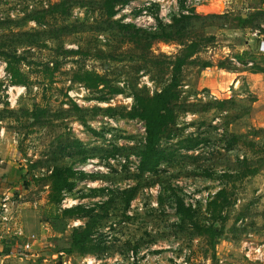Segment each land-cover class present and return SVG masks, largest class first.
<instances>
[{
	"label": "rangeland",
	"instance_id": "obj_1",
	"mask_svg": "<svg viewBox=\"0 0 264 264\" xmlns=\"http://www.w3.org/2000/svg\"><path fill=\"white\" fill-rule=\"evenodd\" d=\"M237 1L205 0L196 10L184 0H120L107 17L103 0H0V202L7 195L15 226L34 235L30 251L18 240L17 264H236V254H256L250 247L264 243V176L243 173L264 169V131L249 128L256 97L245 83L219 81L238 65L235 45L249 34L239 16L261 6ZM61 3L65 12L60 5L49 12ZM191 40L199 49L183 66L174 120L159 142L172 155L140 173L144 123L127 112L136 94L167 84L170 61ZM4 52L24 58L23 84L11 82ZM84 70L106 83L74 81ZM222 99L232 101L221 109ZM190 137L201 140L197 147H179ZM53 166L74 171L73 188L54 205L46 179ZM221 188L232 201L223 222L206 210ZM177 199L194 209V223L220 231L214 246L180 220ZM74 206L90 212L61 214ZM85 224L91 252H66L73 228Z\"/></svg>",
	"mask_w": 264,
	"mask_h": 264
},
{
	"label": "trees",
	"instance_id": "obj_2",
	"mask_svg": "<svg viewBox=\"0 0 264 264\" xmlns=\"http://www.w3.org/2000/svg\"><path fill=\"white\" fill-rule=\"evenodd\" d=\"M120 0H103L102 8L105 11L107 17H112L115 15V7ZM60 5L61 11L65 12V8L61 4H53L50 7L49 12L59 11L56 6ZM198 15V14H196ZM188 15H183L181 18H189ZM240 21L243 23L247 19L239 16ZM181 21V20H176ZM166 35V34H165ZM158 37V36H155ZM199 49V42L197 40H191L187 44L183 45L181 53L175 56L173 60L170 61V78L166 85H164L160 90L153 92L152 94H136L134 96V103L130 111L127 112V116L130 118H137L144 123L145 128V139L144 145L139 153V164L138 170L140 173L144 172H155L158 166L165 161H168L172 155L171 152H166L165 149L159 147V142L166 130V127L173 122L174 112L172 109V104L177 102L180 97V86H181V75L183 66L186 65L190 58L197 53ZM5 63L6 71L9 73L11 82L13 84H23L22 73L18 67V63L24 58L17 56L16 54L5 53ZM210 62H203L201 67L210 66ZM74 81L82 83L89 88H96L99 85L105 84L106 80L100 74L84 70L82 72L75 73L73 75ZM112 93H119L118 88L111 89ZM230 99H222L216 102L219 108L223 109L225 104ZM42 111L38 112L37 108L31 110L30 114L33 118L37 119ZM201 140L197 138H186L182 140L179 147L186 148L187 150L193 149L198 146ZM255 146L254 143H251ZM117 151V148L114 149ZM261 166L264 164V157L260 160ZM246 164V161H245ZM259 171L256 168L251 170H246L243 176L249 174H255ZM74 171L70 167H59L53 166L50 172L46 175L47 184L49 186L48 191V201L51 204H59L62 200L63 194L73 188L74 182L72 177ZM230 196L226 194L224 188L218 190L213 197H211L207 204L206 210L210 214L213 221H225L227 219L224 213L225 209L232 204ZM87 210L81 206H74L63 208L61 214L65 217H73L85 213H89ZM176 212L181 221L186 220L191 222L193 227L198 230L199 234H205L210 241L211 246H214L216 238H218L220 231L215 225L209 224L204 226H199L194 223V209L190 206H186L181 199L176 200ZM91 231L92 228L89 224L84 226H78L73 228L70 235L69 246L65 249L66 252H78V253H88L91 252Z\"/></svg>",
	"mask_w": 264,
	"mask_h": 264
},
{
	"label": "crops",
	"instance_id": "obj_3",
	"mask_svg": "<svg viewBox=\"0 0 264 264\" xmlns=\"http://www.w3.org/2000/svg\"><path fill=\"white\" fill-rule=\"evenodd\" d=\"M237 2L238 4L244 3L243 0H238ZM260 2V7L246 9L248 14L242 16V18L247 19L243 22L244 25L242 29H244L246 33L249 30V34L247 38L235 45L236 50L233 57L238 60V65L234 64V71H229V73H226L224 76L221 75L222 78L219 80L223 82L224 88H227L232 81H235V89H237L240 83H245L249 91L255 95L256 100L252 104L251 111L246 115L249 120V128H253L252 131H264V0H260ZM249 10L251 11L250 13ZM252 10H254V12ZM220 66H223V64H220ZM209 68L211 67H206L207 70H209ZM220 70L223 71V68H220ZM220 84L219 82L218 87H220ZM255 134H257V132ZM258 139L259 137L256 136L257 142ZM256 141L255 145L257 143ZM258 143L262 145L263 142ZM262 166V168H264V165ZM8 168L10 169V167ZM2 170L3 169H0V173H2ZM6 170L7 169L4 168V171ZM255 175L264 176V169H259ZM262 190L263 188L260 187V189L256 191L257 196L254 204H257V198L259 197L258 193ZM20 215L25 223L27 214L22 211ZM12 234L13 230L7 233L0 224V264H17L19 260H22L21 252H19L17 248L19 244L18 240L22 242V239H18ZM260 246L264 247V243L260 244ZM251 250L252 248L250 252ZM247 253L244 254L245 257L242 253L236 254V264H264V258L261 257V259H259L257 253H248L249 255ZM247 257H250V259Z\"/></svg>",
	"mask_w": 264,
	"mask_h": 264
},
{
	"label": "built area",
	"instance_id": "obj_4",
	"mask_svg": "<svg viewBox=\"0 0 264 264\" xmlns=\"http://www.w3.org/2000/svg\"><path fill=\"white\" fill-rule=\"evenodd\" d=\"M187 6L192 7L196 10H199L202 6H204L205 0H184ZM8 197L4 196L0 202V224L3 226V230L7 233H10L13 230V234L18 239H22L21 246L19 247L21 251H30L32 249V245L34 244V235H27L24 236L23 230L20 227L15 226V213L14 210L11 208V204L13 201H8ZM13 227V228H12ZM25 237V238H24ZM252 251L257 253L259 257L264 258V247H250ZM93 261V259H92Z\"/></svg>",
	"mask_w": 264,
	"mask_h": 264
},
{
	"label": "water",
	"instance_id": "obj_5",
	"mask_svg": "<svg viewBox=\"0 0 264 264\" xmlns=\"http://www.w3.org/2000/svg\"><path fill=\"white\" fill-rule=\"evenodd\" d=\"M244 16V15H243Z\"/></svg>",
	"mask_w": 264,
	"mask_h": 264
}]
</instances>
